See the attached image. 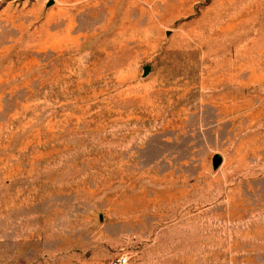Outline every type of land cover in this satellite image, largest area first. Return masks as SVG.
I'll return each instance as SVG.
<instances>
[{
	"label": "rangeland",
	"instance_id": "rangeland-1",
	"mask_svg": "<svg viewBox=\"0 0 264 264\" xmlns=\"http://www.w3.org/2000/svg\"><path fill=\"white\" fill-rule=\"evenodd\" d=\"M48 1L0 0V264H264V0Z\"/></svg>",
	"mask_w": 264,
	"mask_h": 264
},
{
	"label": "water",
	"instance_id": "water-1",
	"mask_svg": "<svg viewBox=\"0 0 264 264\" xmlns=\"http://www.w3.org/2000/svg\"><path fill=\"white\" fill-rule=\"evenodd\" d=\"M50 3H51V0L48 1L46 5L48 6ZM220 162H221V156L219 154L215 153L211 156L210 163H211L212 169H216L218 165L220 164Z\"/></svg>",
	"mask_w": 264,
	"mask_h": 264
},
{
	"label": "built area",
	"instance_id": "built-area-1",
	"mask_svg": "<svg viewBox=\"0 0 264 264\" xmlns=\"http://www.w3.org/2000/svg\"><path fill=\"white\" fill-rule=\"evenodd\" d=\"M126 263V257L125 255H118L111 259L107 264H125Z\"/></svg>",
	"mask_w": 264,
	"mask_h": 264
}]
</instances>
